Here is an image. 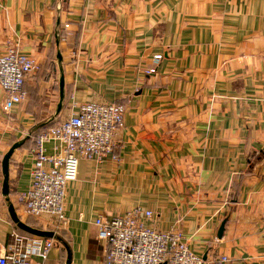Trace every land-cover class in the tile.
<instances>
[{"label": "crops", "instance_id": "crops-1", "mask_svg": "<svg viewBox=\"0 0 264 264\" xmlns=\"http://www.w3.org/2000/svg\"><path fill=\"white\" fill-rule=\"evenodd\" d=\"M9 47L37 70L9 113L0 88V192L2 158L24 141L9 160V199L21 222L55 235L31 264H107L95 221L134 208L151 211L159 231L180 230L204 259L264 264V0H0V55ZM90 102L125 110L113 152L79 160L66 225L29 217L18 198L34 135ZM13 233L35 237L1 196L0 243Z\"/></svg>", "mask_w": 264, "mask_h": 264}, {"label": "built area", "instance_id": "built-area-1", "mask_svg": "<svg viewBox=\"0 0 264 264\" xmlns=\"http://www.w3.org/2000/svg\"><path fill=\"white\" fill-rule=\"evenodd\" d=\"M161 58V55L153 57L154 66ZM36 70L34 60L16 48L9 47L0 55L4 113L25 100V80ZM153 73L154 67L147 71V74ZM124 113V108L114 103H84L57 125L33 137L31 180L27 191L18 198L29 217H47L55 220L58 227L66 225V190L76 180L79 160L99 161L113 152ZM51 141L58 146L52 154H46L44 144ZM152 218L151 211L134 208L123 216L95 221L97 239L108 248L107 264H223L228 261L225 256L214 261L194 254L180 230L159 231L149 224ZM53 245L51 238L13 233L9 245L0 243V264H31L33 257L45 260Z\"/></svg>", "mask_w": 264, "mask_h": 264}, {"label": "water", "instance_id": "water-1", "mask_svg": "<svg viewBox=\"0 0 264 264\" xmlns=\"http://www.w3.org/2000/svg\"><path fill=\"white\" fill-rule=\"evenodd\" d=\"M59 58V57H58ZM63 98V80H60V99L62 100ZM60 106L61 104L58 106L57 109V113L60 111ZM24 141L18 142L13 144L10 149L8 150V152L4 155V157L2 158L1 161V173L3 176V181L1 184V196L4 198L6 204H7V211L8 214L10 216V219L12 220V222L17 226V228L19 230H21L24 233H27L31 236H35V237H39V238H54L55 235L53 232H49V231H42L39 229H35L32 228L30 226H28L27 224L23 223L20 221V219L18 218L14 206L12 205V203L10 202L9 199V184H8V180H9V160L13 154V152L18 149L19 147L22 146ZM225 220L220 224L218 232H217V238L220 239L222 237V234L224 232V226H225Z\"/></svg>", "mask_w": 264, "mask_h": 264}, {"label": "trees", "instance_id": "trees-1", "mask_svg": "<svg viewBox=\"0 0 264 264\" xmlns=\"http://www.w3.org/2000/svg\"><path fill=\"white\" fill-rule=\"evenodd\" d=\"M52 127H54V125L53 126H45V127H43L42 129L43 130H48L49 128H52ZM107 255V254H106Z\"/></svg>", "mask_w": 264, "mask_h": 264}, {"label": "rangeland", "instance_id": "rangeland-1", "mask_svg": "<svg viewBox=\"0 0 264 264\" xmlns=\"http://www.w3.org/2000/svg\"><path fill=\"white\" fill-rule=\"evenodd\" d=\"M55 126V123L54 122H49L46 126ZM38 133V132H37ZM35 136V135H34ZM1 200V199H0Z\"/></svg>", "mask_w": 264, "mask_h": 264}]
</instances>
